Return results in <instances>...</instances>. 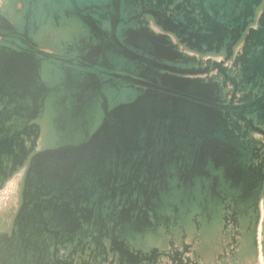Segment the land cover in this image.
Returning <instances> with one entry per match:
<instances>
[{
  "label": "water",
  "instance_id": "1",
  "mask_svg": "<svg viewBox=\"0 0 264 264\" xmlns=\"http://www.w3.org/2000/svg\"><path fill=\"white\" fill-rule=\"evenodd\" d=\"M1 1L0 264H264V0Z\"/></svg>",
  "mask_w": 264,
  "mask_h": 264
},
{
  "label": "rangeland",
  "instance_id": "2",
  "mask_svg": "<svg viewBox=\"0 0 264 264\" xmlns=\"http://www.w3.org/2000/svg\"><path fill=\"white\" fill-rule=\"evenodd\" d=\"M2 1L0 0V3ZM19 180V176L15 177L13 181H11L7 187L0 191V215L4 212H7L12 206L16 205L17 201V183ZM189 257H193L192 253L187 254ZM194 258V257H193ZM263 264V259H261ZM198 264H204L203 262L199 261Z\"/></svg>",
  "mask_w": 264,
  "mask_h": 264
},
{
  "label": "flooded vegetation",
  "instance_id": "3",
  "mask_svg": "<svg viewBox=\"0 0 264 264\" xmlns=\"http://www.w3.org/2000/svg\"><path fill=\"white\" fill-rule=\"evenodd\" d=\"M1 3H2V2H1ZM1 3H0V4H1ZM21 6H22V5H21V4H19V7H21Z\"/></svg>",
  "mask_w": 264,
  "mask_h": 264
},
{
  "label": "bare ground",
  "instance_id": "4",
  "mask_svg": "<svg viewBox=\"0 0 264 264\" xmlns=\"http://www.w3.org/2000/svg\"><path fill=\"white\" fill-rule=\"evenodd\" d=\"M13 181V180H12ZM9 184V183H8ZM262 263V262H261Z\"/></svg>",
  "mask_w": 264,
  "mask_h": 264
}]
</instances>
